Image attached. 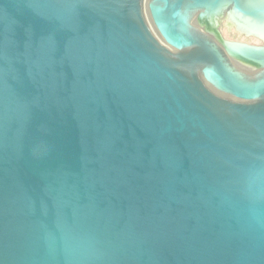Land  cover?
Listing matches in <instances>:
<instances>
[{
    "label": "water",
    "instance_id": "obj_1",
    "mask_svg": "<svg viewBox=\"0 0 264 264\" xmlns=\"http://www.w3.org/2000/svg\"><path fill=\"white\" fill-rule=\"evenodd\" d=\"M223 1L0 0V264H264V44Z\"/></svg>",
    "mask_w": 264,
    "mask_h": 264
},
{
    "label": "bare ground",
    "instance_id": "obj_2",
    "mask_svg": "<svg viewBox=\"0 0 264 264\" xmlns=\"http://www.w3.org/2000/svg\"><path fill=\"white\" fill-rule=\"evenodd\" d=\"M227 2L229 1L224 0V4L222 6L226 7L223 12L228 13L227 15L231 18L229 23L240 31L246 33L247 36L252 34L261 38L264 44V0H239V5H237V7L233 5L227 6ZM203 13L204 12L202 10L196 11L191 19L193 26L196 27L199 32H204V28L198 23L199 17ZM218 23L219 20L217 21V24ZM221 46L224 47L223 44ZM233 46H237L235 47L237 51H244L245 53L252 54H254L257 49L255 47L245 48L239 44H234ZM223 50L225 51L224 48ZM261 52L263 53L264 51L261 50ZM228 59H230L231 64L238 73L249 79H256L263 71L262 69L256 70L255 68L243 64L232 57Z\"/></svg>",
    "mask_w": 264,
    "mask_h": 264
},
{
    "label": "rangeland",
    "instance_id": "obj_3",
    "mask_svg": "<svg viewBox=\"0 0 264 264\" xmlns=\"http://www.w3.org/2000/svg\"><path fill=\"white\" fill-rule=\"evenodd\" d=\"M230 19L228 15L223 17V19L221 21L219 20V23L215 25L216 27H211L207 21L204 22V24L208 31L214 34L218 39L222 38V40L225 39L227 41L240 40L251 44H261L263 42L261 38L260 40L258 39L259 37L253 35H250L251 37L249 35L247 36L246 33L235 28V26L229 23Z\"/></svg>",
    "mask_w": 264,
    "mask_h": 264
}]
</instances>
